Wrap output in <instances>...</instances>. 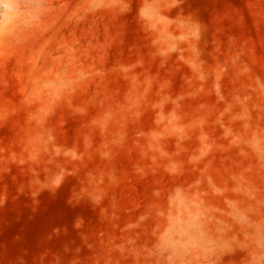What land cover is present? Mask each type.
<instances>
[{"label": "rangeland", "instance_id": "rangeland-1", "mask_svg": "<svg viewBox=\"0 0 264 264\" xmlns=\"http://www.w3.org/2000/svg\"><path fill=\"white\" fill-rule=\"evenodd\" d=\"M0 35V264H264V0H39Z\"/></svg>", "mask_w": 264, "mask_h": 264}, {"label": "clouds", "instance_id": "clouds-1", "mask_svg": "<svg viewBox=\"0 0 264 264\" xmlns=\"http://www.w3.org/2000/svg\"><path fill=\"white\" fill-rule=\"evenodd\" d=\"M100 3L101 0H92L93 10ZM39 6V0H0V35L4 33L6 22L11 28V25L18 22L19 18L29 14V8L35 9Z\"/></svg>", "mask_w": 264, "mask_h": 264}]
</instances>
